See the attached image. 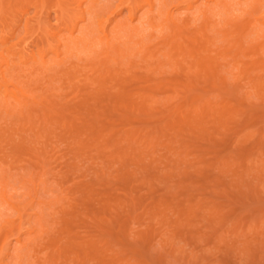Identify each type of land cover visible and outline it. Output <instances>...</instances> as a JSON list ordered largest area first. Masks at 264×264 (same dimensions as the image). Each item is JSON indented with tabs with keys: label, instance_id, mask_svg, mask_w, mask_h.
<instances>
[{
	"label": "rangeland",
	"instance_id": "rangeland-1",
	"mask_svg": "<svg viewBox=\"0 0 264 264\" xmlns=\"http://www.w3.org/2000/svg\"><path fill=\"white\" fill-rule=\"evenodd\" d=\"M57 1L0 0V264H264V0Z\"/></svg>",
	"mask_w": 264,
	"mask_h": 264
},
{
	"label": "bare ground",
	"instance_id": "bare-ground-1",
	"mask_svg": "<svg viewBox=\"0 0 264 264\" xmlns=\"http://www.w3.org/2000/svg\"><path fill=\"white\" fill-rule=\"evenodd\" d=\"M36 1H37V0H36ZM40 1H41V0H40ZM53 1H54V2H55V1L58 2L57 0H53ZM60 1H61V0H60ZM60 1H59V3H60ZM64 1H66V0H64ZM64 1L62 0L63 3H64ZM70 1H73V2H74L73 4H75V7H76V5H77V7H78V10H77V11H79V8H81V7H80V6H81V3H82V2H85V0H69V2H70ZM143 1H145V3L151 8V10L154 9V7H155V3H154L155 0H143ZM216 1H217V0H216ZM54 2H53V3H54ZM69 2H68V3H69ZM59 3H56V4H59ZM66 3H67V2H66ZM64 5H65V4H64ZM71 5H72V4H71ZM37 6H40V5H37ZM54 6H56V5L54 4ZM58 6H59V8H60V5H58ZM58 6H57V7H58ZM188 8H189V9H192L193 7H192V5H188ZM62 10H63V9H62ZM83 11H84V10H83ZM83 11H82V12H83ZM79 13H80V12H79ZM81 15H82V14H81ZM83 16H84V17H83ZM83 16H82V17L80 16L82 19H81V18H77V19H79V20L85 22V19H86V18H85V12H84V15H83ZM131 17H132V18H135V11L132 12ZM77 19H76V20H77ZM76 20H75L76 23H75L74 21H72V23H73V22H74V23H73V24L71 25V27H70V33H71V34H73V32L75 33L76 31L79 32V34L82 33V28H81V26H78V24H77V21L79 22V20H77V21H76ZM168 20L172 23V26H175V25H174V21H173V19H172L171 16L168 17ZM79 24H80V22H79ZM101 24H102L101 26H102L103 32H105V31H104V28H105V27H103L104 24H103V23H101ZM262 24H264V20L262 21ZM25 26H26V25H25ZM104 26H105V25H104ZM110 33L112 34L111 31H110ZM111 34H109V35H111ZM104 35H105V38H107V39H106V42H107L106 45H107L110 41H112V36H109V35H107L106 33H105ZM106 35L110 37V40H109V37H107ZM79 40H80V39H77V41H75L74 44H75V45L78 44V43H79ZM58 42H60V40H59ZM58 42H57V43H58ZM57 43H55V44L57 45ZM58 44H59V43H58ZM109 44H110V43H109ZM108 46H109V45H108ZM55 47H56V46H55ZM117 50H119V49H116V50H115L116 53H119V52L121 53L120 50H119L118 52H117ZM34 60H35V57H34ZM43 62H44V61H43ZM5 63H6V62H5ZM7 65H8V63H7ZM7 65H6V66H7ZM6 68H9V65H8ZM0 75H1L2 77L4 76V70H1V71H0ZM6 89H7V88H5V90L2 92V93H4V94H6L5 97H6L7 99H8V97H11L12 101H15V100H16L17 103L20 101V98H22L21 96H23V94H24V92H23V90H22V92L19 91L18 94L13 92V93H12V96H7L8 93H7ZM19 90H20V89H19ZM8 92H9V91H8ZM22 93H23V94H22ZM6 98H5V99H6ZM11 99H9V100H11ZM22 99H23V98H22Z\"/></svg>",
	"mask_w": 264,
	"mask_h": 264
}]
</instances>
